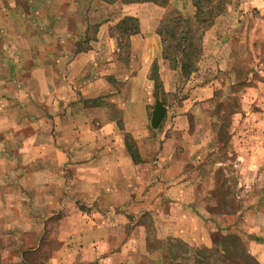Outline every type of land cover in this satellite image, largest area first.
<instances>
[{"label":"rangeland","instance_id":"1","mask_svg":"<svg viewBox=\"0 0 264 264\" xmlns=\"http://www.w3.org/2000/svg\"><path fill=\"white\" fill-rule=\"evenodd\" d=\"M47 1L53 5L47 8L51 13H44V17L53 13L85 15L83 10H73L69 5L71 0H57L61 2L57 7H54L56 0H6L8 9L0 6V125L12 127V132L3 138L12 143L11 165L18 171L23 170L22 162L26 161L27 150L22 151L20 145H23V141L27 142L28 134H31L33 141L40 140L49 145L72 140L68 133L70 127H61L68 118L55 117L57 100L54 97L64 92L62 87L54 84L55 79L62 75L56 73V66L49 64L56 60L66 63L73 56L70 52L73 46L76 49L92 47L90 43L100 30L98 23L88 27L86 24L83 27L79 21L57 23L46 20L40 23V4ZM160 1H147L142 6L141 13L147 21L140 27L141 30L156 28L157 31L163 18L177 15L195 21L197 10L194 0H166V5H161ZM200 1L203 22L199 25L191 21L199 34H203V40H198L202 53L195 72L182 75L179 71L177 84L170 91L164 90L157 77L153 95L157 94L158 97H147L149 100L144 101L142 117L133 118L130 124L128 120L127 125L124 124L121 108L112 104L111 100L100 99V104L108 106L109 115L118 120L123 130L126 127L138 131L129 132L127 136L123 131L126 141L132 145V151L140 156L142 168H138L137 181L129 186L133 200L127 199L129 205L119 219L130 234L133 226L140 227L143 246L138 249V255L145 257L143 264H167L170 261L169 244L174 239L185 241L194 248L210 247L216 236L230 233H239L245 241H249V234L254 236L251 233L258 225V215L249 214L248 210L254 205L261 210L264 205V166L256 167L255 175L249 177L248 170L251 168L244 162L247 148H243L244 143L255 142L257 137L253 128L258 129L264 123V97L254 102L255 105L247 97L249 88L264 80V0ZM30 5L36 6L32 7V14ZM110 28L111 40L115 45H124L125 35L120 36L118 28ZM85 29L88 32L83 36ZM70 31H76V34ZM32 33L39 34L32 37ZM167 40L170 43L172 38L168 36ZM60 45L65 51L62 55L56 52V47ZM36 50L47 53L35 54ZM34 64L43 65L42 68L46 69H42L43 74ZM27 77H33V80L28 83ZM39 78L46 80L47 86L41 87ZM197 85L208 87L210 97L197 98L195 102L185 104V97ZM114 86L121 95L126 90L123 80ZM74 91L76 93L69 91V95H74L76 100H69L68 103L79 102L81 96L76 89ZM156 98L163 102L170 113L168 122L165 123V117L159 126L154 127L151 118L156 105L153 99ZM111 105L114 106L111 108ZM209 108L211 114L207 111ZM251 109L255 116L249 113ZM28 113L32 115L27 116ZM183 113L188 114V118H184V137L178 130L181 125L179 116ZM258 115L262 119H258ZM176 126L177 130L174 131ZM77 130L80 131L78 127ZM172 133H177L176 141L169 140ZM80 135L75 136L74 141L80 140L78 142L82 143ZM175 146L177 158L173 156ZM162 151L165 158L159 156ZM91 152L94 151L83 154L89 155ZM167 156L171 157V161ZM182 184L187 190L186 206L171 217L180 226L181 218H184L185 231H180L179 236L159 238L157 225L168 222L169 217L162 211L151 212L157 201H161L158 200L161 194L171 191L170 195L176 197L177 194L173 192L176 193L177 187ZM141 197H144L145 207L141 209L140 206L135 210L134 202ZM78 204L87 210V201L82 200ZM256 209H252V213H257ZM55 221L52 219L51 228L40 231L43 239L36 250L24 249L26 246L22 247V243H19L16 238L19 233L16 231H11L17 235L12 238V243L8 242L7 237H4V242V235L0 237V243H4L0 249L13 257H17L22 249L26 257L50 254L59 248L57 231L53 228ZM33 246L36 247V244ZM15 262L20 264L17 260Z\"/></svg>","mask_w":264,"mask_h":264},{"label":"crops","instance_id":"2","mask_svg":"<svg viewBox=\"0 0 264 264\" xmlns=\"http://www.w3.org/2000/svg\"><path fill=\"white\" fill-rule=\"evenodd\" d=\"M5 1L3 0L0 6L8 9ZM146 2L71 0L69 5L73 10H83L85 15L53 13L46 14V17L44 13H51L47 8L53 3L47 1L40 4V23L46 20H54L57 23L79 21L83 23V27L85 24L88 27L98 23L100 30L96 39L90 43L92 47L76 49L73 46L70 51L73 56L66 63L56 60L55 63L49 64L56 66V73L62 75L61 78L55 79L54 84L62 87L64 92V95L54 97L57 100L55 117L68 118L66 122L63 121L61 127H70L68 133L72 140L64 144L49 145L40 140L33 141L31 134H28L27 142L23 141V145H20L22 151L27 150L26 161L22 162L23 170L18 171L11 165L12 143L4 141L3 138L12 132V127L0 125V237L4 235L2 240L7 237L8 242L12 243V238L17 235L11 231H16L19 233L16 237L19 243H22V247L26 246L24 249L36 250L43 239V233L41 235L40 231L51 228L50 223L55 219L53 228L57 231L56 238L59 243V248L50 254L39 253L27 257L23 249L17 257L0 249V264H17L16 260L20 264H143L145 257L138 255V249L143 246L139 235L140 227L133 226L130 234L127 228L120 224L119 219L129 205L127 199L133 200L129 186L137 181L138 168H142V162H135L130 153L127 154L129 150L125 135L138 131L126 127L123 130L118 120L109 115V109L106 108L108 106L100 104V99L111 100L112 104L121 108L124 124L127 125L128 120L130 124L133 118L142 117L144 101L149 100L147 97H158L157 94L153 95L155 81L152 71L155 63L162 87L164 86L166 91H170L173 85L176 86V80L180 77L179 71L183 75L180 66L172 67L169 60L164 58L163 42L156 28L140 29L147 21L141 13ZM59 4L61 2L56 0L54 7ZM32 7L36 6H31L30 14L33 13ZM129 17L138 20V33L128 35L122 32L121 22ZM191 21L197 23L196 18ZM112 26L120 30V36L125 35L124 45L116 46L111 40L109 29L111 30ZM70 32L76 34V31ZM87 32L85 29L83 36H86ZM38 34L31 35L36 37ZM42 37L41 34V41ZM41 52L36 50L35 54ZM56 52L62 55L65 51L60 45L56 47ZM35 66L40 74H43L42 69L46 70L42 68L43 65L34 64ZM31 69L33 70V67ZM32 78L27 77V82L33 80ZM39 79L41 87L47 86L46 80ZM120 80H123L126 86L122 95L119 89L115 91L114 86L118 85ZM74 89L82 99L80 97L78 103H68L69 100H76L74 95H69V91L76 93ZM209 94L208 87L197 85L183 102H195L197 98L202 100L203 97H210ZM247 97L251 104L261 101V97H264V80L250 87ZM153 100H156V104L161 102L159 98ZM113 106L111 105V108ZM155 107L156 105L152 109V117ZM165 109L164 118L167 119L170 110L167 112L166 106ZM253 109L249 112L251 116H255ZM207 111L211 114L210 108ZM30 115L32 113L27 114ZM179 118L181 125L176 126L174 131L178 127L181 132L179 134L184 137V118H188V114L183 113ZM258 119L262 117L258 115ZM123 131L127 134L123 135ZM253 131L257 137L255 142L248 141L243 144V148H247L244 162L251 168L248 170L249 177L255 175L256 167L264 166V123L258 129L253 128ZM176 134L172 133L169 140L176 141ZM79 135L80 139H83L82 143L78 142L80 140L74 141V137ZM216 148L218 149V143ZM90 150L94 152L83 154ZM176 151L177 146L173 148L175 158ZM163 154L164 151L159 156L165 158ZM167 157L171 161V157ZM186 191L182 184L177 187L176 193L173 192L177 194L176 197L170 195L171 191L159 196L158 200L161 201H157L154 207L156 210L151 213L162 211L169 217L168 222H159L157 225L159 238L179 236L180 231H185L184 218H181L180 226L171 215L185 208ZM143 198L134 202L135 210L140 206L141 209L145 207ZM82 200L88 202L86 211L78 204ZM151 208L153 209V205ZM256 208L254 205L248 210L249 214L258 215V225L251 233L254 236L249 234V247L259 263L264 264V205L261 210ZM252 209H256L257 213H252ZM60 214L63 216L60 217ZM250 230L252 231V227ZM2 244L4 243H0V247ZM35 244L36 247L33 246Z\"/></svg>","mask_w":264,"mask_h":264},{"label":"trees","instance_id":"3","mask_svg":"<svg viewBox=\"0 0 264 264\" xmlns=\"http://www.w3.org/2000/svg\"><path fill=\"white\" fill-rule=\"evenodd\" d=\"M166 3V0L160 1L161 5H166ZM200 4V0H194L197 10L196 21L199 25L203 22L200 15L203 7ZM121 23L120 26L122 27L120 28L124 34L131 35L139 32L137 19L129 17ZM157 33L163 42L164 58L169 60L172 67L177 68L180 66L184 75L197 70L198 59L202 53V47H200L198 40H203V34H199L189 18L180 15L163 18L157 28ZM168 36L172 38L170 43L167 40ZM157 77L159 75L155 63L152 71L155 84L157 83ZM131 146L128 143L130 155L135 162H139L140 156L137 152L132 151ZM255 238L258 239V237ZM248 243L249 241H245L239 233L218 235L213 239V245L210 247L194 248L185 241L174 239L169 244L171 251L169 254L170 261L168 260L167 264H261L250 252Z\"/></svg>","mask_w":264,"mask_h":264},{"label":"water","instance_id":"4","mask_svg":"<svg viewBox=\"0 0 264 264\" xmlns=\"http://www.w3.org/2000/svg\"><path fill=\"white\" fill-rule=\"evenodd\" d=\"M165 112H166L165 106L161 102H158L153 112V117L151 121L154 127L159 126V124L161 123V121L165 116Z\"/></svg>","mask_w":264,"mask_h":264}]
</instances>
